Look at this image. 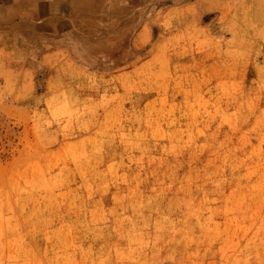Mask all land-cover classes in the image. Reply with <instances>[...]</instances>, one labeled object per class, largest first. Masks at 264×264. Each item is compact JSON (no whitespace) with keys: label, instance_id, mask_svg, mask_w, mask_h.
I'll return each instance as SVG.
<instances>
[{"label":"rangeland","instance_id":"obj_1","mask_svg":"<svg viewBox=\"0 0 264 264\" xmlns=\"http://www.w3.org/2000/svg\"><path fill=\"white\" fill-rule=\"evenodd\" d=\"M14 7L0 264H264V0Z\"/></svg>","mask_w":264,"mask_h":264},{"label":"bare ground","instance_id":"obj_2","mask_svg":"<svg viewBox=\"0 0 264 264\" xmlns=\"http://www.w3.org/2000/svg\"><path fill=\"white\" fill-rule=\"evenodd\" d=\"M20 9L21 8H28V7H32L33 9V13L27 12L24 9H21L22 12L19 13H15L13 14V16H11L8 20V24L11 25L14 20H22V19H26L24 23H22V28H26V29H34V30H45L46 26L44 25H39L37 23H28L27 21L32 19H38L41 18L42 16L48 14V8H55V5L52 3V0H22V4L20 6H18ZM17 8V7H16ZM23 22V21H22ZM40 22V21H39ZM254 24V23H253ZM229 25V24H228ZM227 26V25H226ZM231 26V25H230ZM223 27V26H222ZM230 28V27H229ZM241 29L238 27L236 28L235 31H233L232 34V40L231 42H235L236 39H238L239 41L242 40V32L240 31ZM228 31V30H226ZM229 32V31H228ZM257 35V34H256ZM258 36V35H257ZM27 39H25L24 41L26 42L25 44H27L29 41H26ZM229 45V44H228Z\"/></svg>","mask_w":264,"mask_h":264},{"label":"crops","instance_id":"obj_3","mask_svg":"<svg viewBox=\"0 0 264 264\" xmlns=\"http://www.w3.org/2000/svg\"><path fill=\"white\" fill-rule=\"evenodd\" d=\"M13 1L15 2L14 10H17L20 12H22L21 9L30 10L29 8H21L20 9L18 7L22 4V0H13ZM79 1L82 2V4L80 6H78ZM93 1L94 0H52V3L55 5V8H53V9L48 8V11H49L48 14L42 16L41 18H38L37 20L47 19V18H49L48 16L50 15V13H57V12H60L62 10H64V11L65 10H68V11L78 10V11H81L82 13H85V16L88 17V16H90V14H88V13L93 10L92 9Z\"/></svg>","mask_w":264,"mask_h":264}]
</instances>
